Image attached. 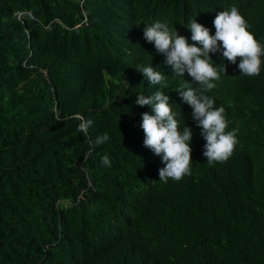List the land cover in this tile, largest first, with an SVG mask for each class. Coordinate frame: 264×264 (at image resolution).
Returning a JSON list of instances; mask_svg holds the SVG:
<instances>
[{
	"label": "trees",
	"instance_id": "obj_1",
	"mask_svg": "<svg viewBox=\"0 0 264 264\" xmlns=\"http://www.w3.org/2000/svg\"><path fill=\"white\" fill-rule=\"evenodd\" d=\"M184 3L0 0V264H264V59L212 91L239 129L231 157L210 166L196 127L191 175L162 183L164 165L136 142L152 109L135 101L159 90L175 102V85L149 88L131 59L100 52L124 18L173 22ZM231 5L264 46V0H195L190 16ZM89 149L110 166L85 172Z\"/></svg>",
	"mask_w": 264,
	"mask_h": 264
},
{
	"label": "clouds",
	"instance_id": "obj_2",
	"mask_svg": "<svg viewBox=\"0 0 264 264\" xmlns=\"http://www.w3.org/2000/svg\"><path fill=\"white\" fill-rule=\"evenodd\" d=\"M194 3L195 0H185L189 16L184 14L173 22L167 18L168 22L154 19L139 28L124 18L108 33V47L103 46L100 50L105 55L131 59L136 74L146 80L149 88L158 90L161 86L175 85L174 97L178 99L175 102H170L172 96L159 90L148 96L139 94L135 101L141 107L150 106L152 109L151 113L142 114L140 127L145 139L136 142L140 152L159 159L164 165L159 169L162 183L169 179L180 181L191 175L196 148L192 139L196 127L201 129L206 141L203 155L210 166L231 157L238 143L239 129L227 130L229 122L225 108L216 103L212 91L224 76L233 72L247 77L259 75L264 59V46L237 7L214 8L190 16ZM26 13L30 14L24 11L17 14L22 17ZM82 22L87 25L86 19ZM78 26H81L80 22L74 28ZM97 43H100L99 39ZM101 105L89 110L103 113L108 102ZM183 115H186V122L196 121L194 128L186 125L181 130L179 116L183 118ZM92 123L91 120H82L77 131L87 136ZM108 139L105 132L95 139L94 144H103ZM82 157L85 172L103 171L98 163L110 166L107 155L101 156L92 149L84 152ZM93 158L95 162H92ZM80 198L81 195L77 201Z\"/></svg>",
	"mask_w": 264,
	"mask_h": 264
}]
</instances>
